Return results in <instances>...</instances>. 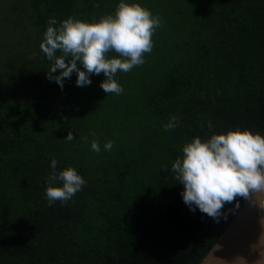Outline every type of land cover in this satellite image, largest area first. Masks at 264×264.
Wrapping results in <instances>:
<instances>
[{
    "label": "trees",
    "instance_id": "trees-1",
    "mask_svg": "<svg viewBox=\"0 0 264 264\" xmlns=\"http://www.w3.org/2000/svg\"><path fill=\"white\" fill-rule=\"evenodd\" d=\"M120 2L0 0V264H200L248 201L219 222L192 212L172 164L197 136L264 135V0H124L161 27L145 63L114 77L123 93L107 95L103 74L50 82L49 19L98 22ZM53 158L87 183L49 206Z\"/></svg>",
    "mask_w": 264,
    "mask_h": 264
},
{
    "label": "clouds",
    "instance_id": "clouds-1",
    "mask_svg": "<svg viewBox=\"0 0 264 264\" xmlns=\"http://www.w3.org/2000/svg\"><path fill=\"white\" fill-rule=\"evenodd\" d=\"M159 27L158 15L154 16L139 3L124 0L114 15H105L98 22L69 17L58 24L52 17L40 43L41 51L52 62L46 78L63 89L65 80H70L73 73L77 76V87L90 86L93 75L103 74L105 79L100 88L107 95H120L124 89L114 77L118 72L127 73L145 63V54L152 52V37ZM179 122L180 118L173 115L164 125V131L176 128ZM207 126L210 130L214 127L211 120ZM64 139L71 142L74 133L69 131ZM83 139L87 142V137ZM113 147L111 140L104 144L106 151ZM91 149L96 153L101 151L98 141H92ZM182 152V157L172 164V171L184 186L181 196L190 211L199 209L219 222L221 217L227 219L225 205L237 201V197L252 200L264 210V135L236 129L212 134L207 140L197 136L183 146ZM57 163L55 158L51 160L47 177L45 193L49 206L56 201L71 200L87 183L73 167L57 171ZM261 225L264 227V218ZM253 247L258 253L253 264H264V233ZM235 261L247 264L244 257H236Z\"/></svg>",
    "mask_w": 264,
    "mask_h": 264
},
{
    "label": "water",
    "instance_id": "water-1",
    "mask_svg": "<svg viewBox=\"0 0 264 264\" xmlns=\"http://www.w3.org/2000/svg\"><path fill=\"white\" fill-rule=\"evenodd\" d=\"M262 218L264 210L248 200L200 264H236V257L253 264L258 255L253 246L264 233Z\"/></svg>",
    "mask_w": 264,
    "mask_h": 264
}]
</instances>
